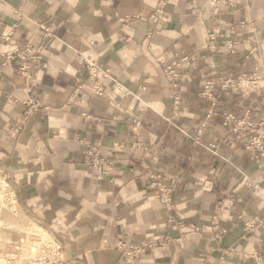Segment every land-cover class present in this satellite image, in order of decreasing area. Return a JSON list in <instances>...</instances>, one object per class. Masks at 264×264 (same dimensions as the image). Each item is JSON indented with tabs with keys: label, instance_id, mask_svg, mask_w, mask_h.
I'll return each instance as SVG.
<instances>
[{
	"label": "crops",
	"instance_id": "obj_1",
	"mask_svg": "<svg viewBox=\"0 0 264 264\" xmlns=\"http://www.w3.org/2000/svg\"><path fill=\"white\" fill-rule=\"evenodd\" d=\"M160 2L0 0V175L62 264H127L121 239L155 245L135 264L264 256V148L248 147L264 144V0H164L157 23ZM26 45L42 56L31 73L43 106L27 119L21 61L6 56ZM186 55L177 105L162 65ZM256 73L260 91L202 95ZM87 147L112 163L91 166Z\"/></svg>",
	"mask_w": 264,
	"mask_h": 264
},
{
	"label": "built area",
	"instance_id": "obj_2",
	"mask_svg": "<svg viewBox=\"0 0 264 264\" xmlns=\"http://www.w3.org/2000/svg\"><path fill=\"white\" fill-rule=\"evenodd\" d=\"M164 3V1H163ZM164 15V6L160 5V7L157 9V12L155 15H153V19L155 22L160 23L161 18ZM17 58L21 61V66L19 69V74L23 76L26 80V89L28 93H30L29 99L26 101V105L28 106V109L26 111V119L30 117L34 112H36L40 108L39 101L32 96L35 88L36 83L32 79V73L31 69L34 64L41 63V56L34 51L29 45H26L25 47H19L7 54V59H14ZM194 59L190 56L182 57L181 59L174 60L170 63L163 62V71L165 73V76L170 84V87L172 88V96L175 100V103L177 105L181 102V80L186 75V71L190 68L188 67L191 65L192 61ZM88 67L91 68L93 71V75L96 77L99 72H102L103 75L106 77H110V70H104L101 69L97 64H89ZM261 76L259 74L247 77L245 75L239 77V78H233L229 77L227 79H224L222 83L217 84L213 81H207L204 86V91L202 92V95L207 98H213L214 90H216L217 86L221 87L222 89L226 90L229 88H239L244 95H247L248 92L252 91L255 92L261 88L260 82H261ZM217 85V86H216ZM97 88V87H96ZM96 92L98 94L103 92L102 88H97ZM138 127V123L137 126ZM262 135H258L257 137L253 138V141L251 142V145H260L263 142ZM87 155L90 158L91 166L95 167L96 169H102L104 164H108L109 162L112 163L110 160H105L104 158H99L97 153V148L95 147H89L87 150ZM160 196L162 199V202L165 206L173 207L175 205L174 199H173V193L174 188L173 186L168 185H160L159 187ZM256 224L254 222H249L247 224V228L251 229ZM215 235L217 239H221L222 236L227 232V228L222 227L218 223L215 224ZM118 249L123 255L126 263L128 264H134L136 263L137 259L148 249L154 247L153 244H135V243H129L125 239H121L118 242ZM256 264H264V256H260L256 254L254 256Z\"/></svg>",
	"mask_w": 264,
	"mask_h": 264
},
{
	"label": "rangeland",
	"instance_id": "obj_3",
	"mask_svg": "<svg viewBox=\"0 0 264 264\" xmlns=\"http://www.w3.org/2000/svg\"><path fill=\"white\" fill-rule=\"evenodd\" d=\"M163 1L164 0H162V2L159 3L158 8L160 7V5L162 3V5L164 6V14H165V7L166 6H165V3H163ZM157 9L155 10L154 15L156 14ZM161 21H162V18H161ZM31 48L34 51H36L33 47H31ZM36 52L41 56L39 51H36ZM186 56H188V55H186ZM183 57H185V56H183ZM41 58H42V56H41ZM181 58L182 57H180V56L177 57V59H181ZM177 59H175V60H177ZM88 69L91 70L90 67H88ZM257 74L260 75V73H256V74L250 75L248 77H251V76H254ZM21 77L23 78V80L25 82V87H26V80L23 76H21ZM260 78L262 79V76ZM261 87H262V85H261ZM260 90H261V88L257 91H260ZM215 91L216 90H214L212 99L216 98L215 97V94H216ZM251 92L252 91L248 92V94ZM34 93H35V90H34L32 96L34 98H36ZM38 101L40 103V108L38 110H40V109H42L43 106H42L41 100L39 99ZM27 108H28V106H27ZM260 145H262V147L264 148L263 142ZM249 146L251 147V142L248 145V147ZM88 148L89 147H87V150H88ZM86 153H87V151H86ZM159 193H160V191H159ZM13 197L14 196L12 194V190H11L10 186L8 185V179H4L0 175V264H62V261L64 258H63V255H61V253H60V248L57 245V243H55L54 241L49 239L44 234L39 233L38 231H35V229L31 227V225H29L24 220L20 219V213L17 209L16 201H13V200H15ZM173 199H174V197H173ZM247 224H246V227H247ZM222 227L227 228V232H228V227H226V226H222ZM251 229H253V228H251ZM224 235L222 236V238L224 237ZM125 240H127V239H125ZM135 244H138V243H135ZM144 244H153V243L149 242V243H144ZM117 246H118V243H117ZM116 248L119 251L118 247H116ZM153 248H155V245H154V247L148 249L147 251H150ZM146 252H144L141 256H143ZM119 253L121 254L120 251H119ZM121 256L123 257L122 254H121ZM124 261H125V259H124Z\"/></svg>",
	"mask_w": 264,
	"mask_h": 264
}]
</instances>
